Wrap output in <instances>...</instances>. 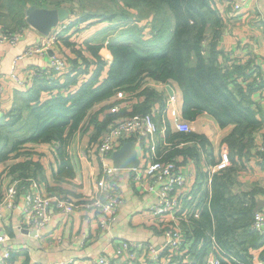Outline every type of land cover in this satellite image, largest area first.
I'll list each match as a JSON object with an SVG mask.
<instances>
[{"label": "trees", "instance_id": "1", "mask_svg": "<svg viewBox=\"0 0 264 264\" xmlns=\"http://www.w3.org/2000/svg\"><path fill=\"white\" fill-rule=\"evenodd\" d=\"M111 1L114 8L70 16L72 21L55 45L57 51L66 47L73 51V56L65 54L70 68L64 77L33 76L15 92L12 108L0 118V162L30 153L27 143L55 141L59 157L56 179L73 181L75 172L69 151L72 136L89 121H95L98 130L103 129L91 113L94 105L122 91L128 94L110 104L119 106L109 115L101 137L118 117L147 113L156 104L164 106L163 93L143 85L146 77L163 83L176 81L183 94L185 119L194 120L209 113L221 126L235 124L224 139L231 162L214 172L210 181L207 172H202L195 189L185 198L186 205L195 201L198 211L183 222L182 248L165 249L160 263L147 258L142 264H205L210 253L221 264H257V260L264 263V233L252 226L255 197L234 189L237 179L233 164L235 155L241 156L250 149L254 131L263 124L264 114L252 94L264 82L249 79L254 68L236 63L220 49L224 20L215 0ZM64 2L67 1L0 0V18L11 14V23L16 25L13 28L26 26L30 6L61 7ZM99 20L128 26L121 28L118 36L109 38L111 26L106 28ZM142 20L152 25L147 33L140 25ZM77 25L85 29L84 35L79 36ZM104 49L110 52L111 60L103 55ZM161 138L166 144L162 148L157 143L158 155L164 161L175 160L177 165L188 157L199 160L201 150L209 143L205 135L192 131L168 129ZM37 171L43 174L42 164L30 158L12 164L9 170L24 184ZM53 188L66 191L50 187ZM3 196L0 185V200ZM14 252L17 251H12L7 264L15 259Z\"/></svg>", "mask_w": 264, "mask_h": 264}, {"label": "crops", "instance_id": "2", "mask_svg": "<svg viewBox=\"0 0 264 264\" xmlns=\"http://www.w3.org/2000/svg\"><path fill=\"white\" fill-rule=\"evenodd\" d=\"M214 5L220 10L224 20L219 39L220 49L232 56L229 58L236 63L243 64L247 68L253 67V75L257 73L264 82V0H251L240 11H235L226 0H215ZM85 33V29L82 28V32L78 34L82 36ZM43 35L33 26L28 25L23 37L16 45L12 46L0 40V86L3 89L0 99V118L12 108L15 92L25 85L19 80H26L30 75V69L42 67L48 63L51 50L36 53L31 57L24 56V51L29 46H36ZM59 50L58 52L73 56V51L69 47ZM103 55L111 60L108 50L104 49ZM253 75H249V79ZM167 84L151 77L143 80V85L154 87L162 92L163 100L172 95L167 89ZM169 84L174 91V105L182 112V90L176 81L171 80ZM127 95L125 91L119 92L92 107L91 113L102 124V130L96 128L95 121H89L83 130L76 131L72 136L69 151L75 172L73 181L56 179L59 157L55 141L27 143L30 153H22L18 157L0 162V185L3 190L17 175L9 172L12 164L30 158L40 161L43 166V174L40 175L37 171L35 177L25 183L27 187L23 181L21 182L22 189L16 201V208L0 218V233L4 232L7 235L6 241L0 244V259L4 248L12 243H19L21 249L14 252L16 257L10 264H46L49 261H62L72 257L96 256L101 254L114 237L131 241H148L158 245L161 243L163 238L157 230L160 223L152 219L149 211L154 199L150 193L142 192L133 186L130 168H120L118 173L117 187L124 202L119 206L117 218L110 229H101L98 225V215L92 216L90 212H85L82 208L71 213L54 210L52 219L38 232H33V228L18 227L21 216L19 208L24 204L26 192L39 191L55 197L78 198L79 195L84 197L92 191L99 161L87 152L105 130V122L109 115L112 116L119 106L110 107V104ZM252 96L261 109V113L264 114V86L256 88ZM189 123L192 132L205 135L209 142L203 150L200 149L199 160L188 157L182 165H179L186 172L187 188L191 192L198 183V177L202 172L205 173L207 167V175L210 170L216 171L211 166L219 160L222 150L228 149L224 139L234 130L235 124L221 126L209 113H202L194 120H189ZM253 136L254 141L250 149H246L241 156H234L233 164L236 166L235 178L237 179L234 189L239 193L247 192L250 196L253 194L255 208L264 211V121L262 126L254 131ZM131 140L135 142L140 159L146 143L136 144L134 139H128L125 142ZM156 142H159L162 148L166 144L161 137ZM177 158L181 159L179 156ZM56 186L69 192L50 189ZM156 220L159 219L156 218ZM212 259L213 254L210 253L205 259V264H212ZM116 264L125 263L116 260ZM257 264L264 263L257 260Z\"/></svg>", "mask_w": 264, "mask_h": 264}, {"label": "built area", "instance_id": "3", "mask_svg": "<svg viewBox=\"0 0 264 264\" xmlns=\"http://www.w3.org/2000/svg\"><path fill=\"white\" fill-rule=\"evenodd\" d=\"M251 0H226L235 11L246 7ZM64 29L68 22L62 21ZM58 23V24H60ZM57 24V25H58ZM56 25V26H57ZM63 29V30H64ZM26 27L21 25L0 33V40L12 46L23 37ZM62 34L55 26L50 33L44 34L36 46H29L24 56H32L52 50L47 65L31 69L26 80H19L25 84L33 76L64 77L69 70V62L65 54L55 49L57 39ZM252 79L260 82L262 78L255 73ZM3 89L0 86V99ZM175 98L169 96L164 106L159 104L147 113H134L126 117H118L110 124L100 139L90 147L98 159V173L95 180L96 192L90 196L72 198L55 197L39 191H29L24 194V204L19 208L21 216L18 227L33 228L37 232L51 219L53 211L71 213L79 208L98 215V225L101 229H110L117 218L119 206L123 204V196L117 187L120 168L116 167L112 155L128 139H134L136 144L146 143V148L137 167L130 168L131 183L142 192H148L153 197V204L149 208L152 219L160 223L158 232L162 236L161 243L153 244L148 241H131L114 237L105 246L101 254L87 258H70L62 261H49L46 264H116V260L125 264H142L147 258L159 261L165 249L179 251L185 244V230L183 222L197 213L196 202L185 204V198L191 192L187 188L186 172L177 165L175 160H162L157 153L156 140L164 137L167 130L191 131L189 120L174 105ZM129 106V105H127ZM89 155V152H87ZM228 149L222 150L219 160L211 168L216 171L226 168L230 164ZM215 171V172H216ZM208 173V167L206 169ZM214 172L208 174L209 181ZM22 189L21 180L14 178L5 188L4 196L0 200V218L11 213L16 208L17 198ZM159 219V220H156ZM155 222V223H156ZM253 228L264 233V211L256 209L253 217ZM7 235L0 233V244L6 241ZM19 243L7 245L0 259V264H7L12 251L21 249ZM151 263V262H149ZM160 263V261H159ZM212 264H221L218 257L212 259Z\"/></svg>", "mask_w": 264, "mask_h": 264}, {"label": "water", "instance_id": "4", "mask_svg": "<svg viewBox=\"0 0 264 264\" xmlns=\"http://www.w3.org/2000/svg\"><path fill=\"white\" fill-rule=\"evenodd\" d=\"M70 16V11L67 6L48 8L32 5L27 10L26 19L29 25L33 26L43 34H48L54 26L66 20ZM51 53L52 50L50 51V54ZM166 86L170 94L173 95L174 91L171 85L168 83ZM113 160L115 166L118 168L137 167L140 163V159L138 157V151L135 147V142L132 140L127 141L120 148L115 150L113 153ZM24 230L26 231L27 229ZM33 232H37V230L34 229Z\"/></svg>", "mask_w": 264, "mask_h": 264}, {"label": "rangeland", "instance_id": "5", "mask_svg": "<svg viewBox=\"0 0 264 264\" xmlns=\"http://www.w3.org/2000/svg\"><path fill=\"white\" fill-rule=\"evenodd\" d=\"M66 1L68 3L64 2L62 5L63 6H67V8L70 11V15L71 16H82V14H84L85 12H88V11L103 12L106 9H108L109 7L114 8V4H113V2L111 0H66ZM58 7H60V6L59 5L57 6L56 4H51V6H49L48 8H58ZM3 12L5 14H7L8 10L4 8ZM11 17H12L11 14H9L7 17H3V18L1 17L0 18V21H1V24H2V26L0 27V33L3 32V31H6V30L13 29V27L16 26L15 23H11L12 22ZM97 20L98 19H96L94 21H97ZM69 21H72L71 17L67 18L65 20V22H69ZM99 22L102 23L103 25H106V28L111 26V27L108 28L110 30L107 32V35H108L109 38L110 37H115V35L118 36L120 34V32H121L120 29L128 26V25L123 26V25H121V23L118 24V22H109V21L101 22L100 20H99ZM140 23H141L140 25L142 27H145L146 33L151 30L152 25L150 24V26H149V24L146 23L145 20H142ZM27 26L28 25H26L25 27H27ZM55 28L56 29L58 28L59 30L61 29L63 35H64L63 31L65 30V32H66V30H67V29H64V24H61V23L58 24L57 26H55ZM82 28L83 27L81 25H77L75 29L78 30L77 32L80 34L82 32ZM27 57H31V56H27ZM89 154L92 155L93 158H95V155H94L92 149H90ZM95 192H96V184H95V186H93L92 191L86 196L90 197Z\"/></svg>", "mask_w": 264, "mask_h": 264}]
</instances>
